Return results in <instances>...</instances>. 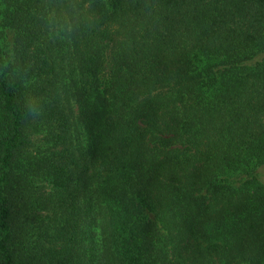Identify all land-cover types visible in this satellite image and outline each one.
<instances>
[{
  "label": "trees",
  "instance_id": "16d2710c",
  "mask_svg": "<svg viewBox=\"0 0 264 264\" xmlns=\"http://www.w3.org/2000/svg\"><path fill=\"white\" fill-rule=\"evenodd\" d=\"M263 171L264 0H0V264H264Z\"/></svg>",
  "mask_w": 264,
  "mask_h": 264
},
{
  "label": "rangeland",
  "instance_id": "374dc122",
  "mask_svg": "<svg viewBox=\"0 0 264 264\" xmlns=\"http://www.w3.org/2000/svg\"><path fill=\"white\" fill-rule=\"evenodd\" d=\"M34 143H35V147L36 150H40L39 145L41 144H46L45 143V133H36L35 137H34ZM42 148L45 147V145H41ZM263 176H264V171H263Z\"/></svg>",
  "mask_w": 264,
  "mask_h": 264
}]
</instances>
